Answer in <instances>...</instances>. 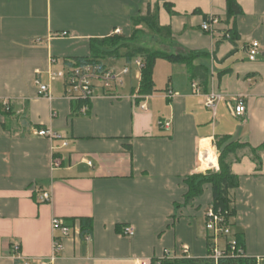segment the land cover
Here are the masks:
<instances>
[{
	"label": "crops",
	"instance_id": "crops-1",
	"mask_svg": "<svg viewBox=\"0 0 264 264\" xmlns=\"http://www.w3.org/2000/svg\"><path fill=\"white\" fill-rule=\"evenodd\" d=\"M237 3L241 13L227 19L226 0H0V264L47 261L53 217L73 231L48 264H157L164 256L207 255L210 185L186 203V178L218 170V136L251 147L264 142V0ZM148 10L169 31L146 35L157 45L146 47L194 55L189 62L157 59L151 94L135 98L140 57L132 66L125 59L122 84L110 95L98 88L86 113L63 96L61 81L49 84L51 99L39 93L36 81L48 83V70L88 55L91 38L116 31L128 37L132 18ZM209 17L218 19L212 33L201 29ZM233 28L234 37L225 36ZM253 41L258 53L250 60ZM211 92L221 94L214 113L205 106ZM237 100L246 107L241 117L230 108ZM33 129H52L67 144ZM229 160L238 178L231 233L241 235L247 256L264 264V152L260 168L248 148ZM42 192L50 194L48 202L40 200ZM82 218L91 221L89 241ZM125 225L132 236L121 233ZM226 240L217 239L216 248L224 250Z\"/></svg>",
	"mask_w": 264,
	"mask_h": 264
},
{
	"label": "trees",
	"instance_id": "trees-1",
	"mask_svg": "<svg viewBox=\"0 0 264 264\" xmlns=\"http://www.w3.org/2000/svg\"><path fill=\"white\" fill-rule=\"evenodd\" d=\"M241 13V9L237 0H226V16L227 19L235 18ZM132 30L128 37H124L117 33L102 37L89 39V54L85 56H75L71 59H64V65H78L85 62H103L105 58H115L123 56L127 61L134 57H140L143 66L140 69V81L138 93L142 95L151 94L154 91L153 68L157 59H166L173 62H189L191 56L174 55L165 51L146 47L137 44L141 28H147L155 35H161L162 32H168V28L159 25L157 17L150 10L145 14L138 12L132 18ZM230 38L236 34L235 29L226 31L225 36ZM194 54V53H193ZM195 67L192 71H195ZM206 77L205 74L202 75ZM84 104L83 101H76V109H80ZM0 103V109L1 107ZM218 150V170H210L206 174L192 175L186 178L188 191L185 195V202L188 203L203 193L204 185H210L212 199L211 202L215 209L221 211L225 215L227 224L231 226V218L235 215L232 191L238 185L237 176L231 171V162L229 157L238 149L248 148L251 159L256 163L257 168L261 167V153L264 152V142L257 147H251L246 143L231 141L229 136L223 135L215 138L214 142ZM81 234L90 232L91 221L89 219H80ZM238 244L242 246V237L234 234ZM209 237L208 253L204 257H193L185 254L181 256L168 257L164 256L158 260L157 264H257L256 258L247 256L243 251L242 254H225L218 258L212 256L213 242ZM243 247V246H242Z\"/></svg>",
	"mask_w": 264,
	"mask_h": 264
},
{
	"label": "built area",
	"instance_id": "built-area-1",
	"mask_svg": "<svg viewBox=\"0 0 264 264\" xmlns=\"http://www.w3.org/2000/svg\"><path fill=\"white\" fill-rule=\"evenodd\" d=\"M218 23L216 17H209L206 21L201 24V29L212 33L214 31L213 26ZM119 33L120 31H116ZM67 32L63 31L60 36H66ZM259 43L253 41L249 47L248 58L250 60L255 59L258 53ZM55 60L50 57L49 64H54ZM136 66L140 70L143 66L141 59L135 61ZM128 67H123L118 72L114 68L103 65L99 62H85L82 64H72L63 65L62 68L57 70L47 71V82L41 83L37 80L39 93L48 99L52 98L49 90V84L61 81L64 89L63 96L73 102L83 101L84 104L80 108L81 113H86L88 110L87 103L91 101L97 95V89L100 88L103 95H110L111 91L114 89L115 85L122 84V77L128 72ZM38 72V71H37ZM193 93L199 94L200 89L196 81L192 82ZM170 93V92H169ZM136 93L135 98L137 97ZM221 99V94L211 92L206 95L205 106L211 109L214 113L216 106ZM7 105V103H4ZM141 108H144V104H140ZM8 108V107H7ZM231 112L235 117H241L244 115L246 107L242 100H237L234 105H231ZM163 125L167 127L169 122H164ZM32 133L37 136L47 137L49 139H59L62 140V145H66V140L63 135L53 131L52 129H33ZM59 164L57 159H53L51 165L54 167ZM90 164V162L88 163ZM40 200L43 202H48L50 200V194L47 192H42L40 195ZM204 224L205 229L210 233V238L212 239V256L218 258L220 256L227 254H242L243 247L238 244L236 237L231 233V228L225 219V215L214 208L212 203H209L204 210ZM51 226L53 229V244L52 252L48 257L47 261H41L40 264L53 263L63 252L64 240L68 239L73 231L72 225L61 217H53L51 219ZM121 233L126 236H132L134 234V229L131 225H125L121 229ZM83 238L86 241L91 239L89 233L83 234ZM219 238H227L225 241L224 250L216 248V240ZM13 250H18V244H13ZM183 253H186L187 247L182 248ZM135 264H148L147 260L138 259Z\"/></svg>",
	"mask_w": 264,
	"mask_h": 264
},
{
	"label": "rangeland",
	"instance_id": "rangeland-1",
	"mask_svg": "<svg viewBox=\"0 0 264 264\" xmlns=\"http://www.w3.org/2000/svg\"><path fill=\"white\" fill-rule=\"evenodd\" d=\"M150 34H151L150 30H148L147 28L145 29L143 28L142 31L140 32L139 38L137 40L138 41L137 44L147 46L145 45L147 43L146 35H150ZM148 45L157 47V45H154L153 42L149 43ZM103 62L107 63L108 66L113 67L116 70V72H118L121 66L124 64V62L126 63V60L123 56H118L115 58H105ZM127 64H129V66H132L134 64V58H132L130 63Z\"/></svg>",
	"mask_w": 264,
	"mask_h": 264
}]
</instances>
